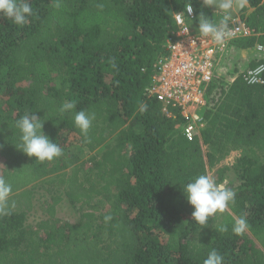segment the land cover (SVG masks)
I'll list each match as a JSON object with an SVG mask.
<instances>
[{
	"label": "trees",
	"instance_id": "trees-1",
	"mask_svg": "<svg viewBox=\"0 0 264 264\" xmlns=\"http://www.w3.org/2000/svg\"><path fill=\"white\" fill-rule=\"evenodd\" d=\"M208 1L29 0L34 14L23 26L0 14V176L12 185L9 210L0 215V264H203L212 249L224 264H264V84L214 80L205 128L190 142L176 129L177 112L169 109L174 119L167 118L145 92L173 14L190 4L199 30L200 14L214 20ZM261 1L247 0L252 11L243 8L239 17L264 44ZM255 42L236 43L252 49ZM69 101L75 109L61 111ZM81 110L96 117L87 143L74 124ZM27 114L44 120L62 157L39 163L16 149L15 122ZM69 135L88 153L100 151L89 159L95 183L65 152ZM232 153V165L221 166ZM212 170L218 183L232 172L239 184L229 186L235 203L201 226L182 188ZM45 184L62 191L40 207L47 219L31 228L36 187ZM103 194V225L92 226L93 197ZM62 202L89 211L75 223L57 222ZM241 216L249 229L237 236L232 226Z\"/></svg>",
	"mask_w": 264,
	"mask_h": 264
},
{
	"label": "built area",
	"instance_id": "built-area-1",
	"mask_svg": "<svg viewBox=\"0 0 264 264\" xmlns=\"http://www.w3.org/2000/svg\"><path fill=\"white\" fill-rule=\"evenodd\" d=\"M172 19L173 29L163 42L164 53L151 66L145 92L161 105V112L167 118L174 119L169 109L177 112L182 123L176 129L180 128L182 136L190 142L205 128L202 111L206 106L207 91L218 77L217 67L230 46L255 39L252 48L255 66L237 70L227 81L231 84L239 77L246 85L254 86L264 84V44L258 41L261 32L250 27L239 15L228 19L232 36L223 46L217 45L211 37H203L194 28V12L192 9L189 13L188 6L174 13Z\"/></svg>",
	"mask_w": 264,
	"mask_h": 264
},
{
	"label": "clouds",
	"instance_id": "clouds-1",
	"mask_svg": "<svg viewBox=\"0 0 264 264\" xmlns=\"http://www.w3.org/2000/svg\"><path fill=\"white\" fill-rule=\"evenodd\" d=\"M214 5L223 9H231L233 0H213ZM245 0H239V6L244 5ZM189 13L192 7L188 6ZM0 14L11 19L15 25L23 26L28 22V17L33 15V9L29 0H0ZM199 32L203 37L211 39L220 46L232 36V30L227 23V16L219 23L213 22L204 14H200ZM259 71V69H257ZM75 103L69 101L63 104L61 111L75 109ZM95 113L78 111L74 116V124L80 130L85 143L90 142L88 133L95 120ZM44 120L35 114H27L15 122L18 130V143L16 149L36 162H52L63 156V149L45 135ZM188 204L194 209L192 220L201 226H207L211 217L217 213H223L230 205L235 203L236 192L224 183H217L208 175H200L193 178L182 188ZM12 192V185L0 176V215L6 214L9 210V198ZM105 222L111 220L106 216ZM249 229V224L244 216L237 218L232 226V232L241 236ZM219 231L226 232V227H220ZM203 264H224L223 256L215 249H212Z\"/></svg>",
	"mask_w": 264,
	"mask_h": 264
},
{
	"label": "rangeland",
	"instance_id": "rangeland-1",
	"mask_svg": "<svg viewBox=\"0 0 264 264\" xmlns=\"http://www.w3.org/2000/svg\"><path fill=\"white\" fill-rule=\"evenodd\" d=\"M220 21L218 18L213 20V22L215 23H219ZM225 57H228L226 61L224 60ZM254 59H255V53L252 49L245 53L244 52L241 53L237 51L236 52L234 51L233 53L232 51L231 55L226 54L221 60L219 66L217 67L218 77L216 79L222 80L223 83L226 84L235 70H239V68L242 69V66H241L242 63H240L239 61H242L243 63H246L249 61L248 62L249 64V63H252ZM178 130L181 131L180 128ZM65 152L67 154L74 155L79 159L78 165L82 166L83 173L86 176H88V182L93 183L95 179L94 176L95 174L98 175V172L97 170H94L93 173L89 172L92 167V165L89 163V159L93 156L99 157L100 151H97L92 154L88 153L85 149H83L79 145L78 139L74 135H69L67 138L66 146H65ZM236 155L238 154L232 153L231 156L227 157V159L221 163V166H231ZM4 168H5L4 162L0 160V170ZM69 173L70 171L64 172L62 174L63 175L62 177H64L65 175H68ZM209 176L212 177L217 182L215 170L210 171ZM58 177L59 176L53 177L51 180H55V179L57 180ZM220 183H224L226 187L230 186L232 188L236 187L239 184L232 172H228L226 174L225 179ZM36 188L37 190L35 191V196H36L35 208L33 211H31L30 215L28 216L29 217L28 225L31 228H33L35 224L38 223L40 220L47 219V216L44 213H42V211L40 210V207L50 202V197L52 194L60 193L62 191L61 187L58 189L57 187L48 186L46 184L37 186ZM92 202H93V205L96 207L95 217H94L92 226L98 227L100 225H103V223L99 221V215L102 211L107 210L109 197L104 194L100 196H95L93 197ZM87 211H89L88 208L73 209L66 202H62L61 204H59L58 208H56L55 218L57 219V222L68 221L70 223H75L79 220L81 214L82 213L84 214Z\"/></svg>",
	"mask_w": 264,
	"mask_h": 264
},
{
	"label": "crops",
	"instance_id": "crops-1",
	"mask_svg": "<svg viewBox=\"0 0 264 264\" xmlns=\"http://www.w3.org/2000/svg\"><path fill=\"white\" fill-rule=\"evenodd\" d=\"M234 2H235V0H233V6H234ZM261 5H264V0H262L261 1ZM232 6V7H233ZM244 8H246L247 9V11H246V13L248 14V13H250L251 11H252V9H250L249 8V6H248V2H247V0H245V4H244ZM212 10V9H211ZM212 12H213V19L215 20V19H219V21L220 20H223L224 18H225V16H227V22H228V19H229V16L227 15V13L226 12H224V11H213L212 10ZM251 49H241V48H239L238 47V43H233L231 46H230V48L228 49V52L229 53H227V55L229 54V55H231V53H232V51H233V53H234V51L236 52H241V53H245V52H248V51H250ZM240 54V53H239ZM227 58L228 57H226L224 60L226 61L227 60ZM240 58H242V57H240ZM221 62V61H220ZM240 63H242L241 64V66H242V69H240L239 68V70H244V69H247V68H250V63L248 64V62H246V63H243L242 61H239ZM239 62H238V64H239ZM243 66H245V67H243Z\"/></svg>",
	"mask_w": 264,
	"mask_h": 264
},
{
	"label": "water",
	"instance_id": "water-1",
	"mask_svg": "<svg viewBox=\"0 0 264 264\" xmlns=\"http://www.w3.org/2000/svg\"><path fill=\"white\" fill-rule=\"evenodd\" d=\"M208 4L213 11H224V12H226L227 15L229 16V18H235L236 16H238L241 13V11L244 8V5L242 7L239 6V0H235L234 6L228 10L223 9L221 7H218V6H215L213 0L208 1ZM244 4H245V2H244Z\"/></svg>",
	"mask_w": 264,
	"mask_h": 264
}]
</instances>
